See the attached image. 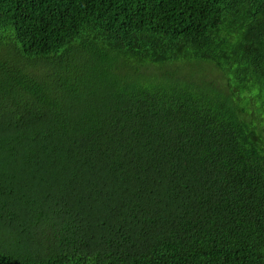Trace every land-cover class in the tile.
Instances as JSON below:
<instances>
[{
	"label": "trees",
	"instance_id": "16d2710c",
	"mask_svg": "<svg viewBox=\"0 0 264 264\" xmlns=\"http://www.w3.org/2000/svg\"><path fill=\"white\" fill-rule=\"evenodd\" d=\"M0 264H264V0H0Z\"/></svg>",
	"mask_w": 264,
	"mask_h": 264
},
{
	"label": "rangeland",
	"instance_id": "374dc122",
	"mask_svg": "<svg viewBox=\"0 0 264 264\" xmlns=\"http://www.w3.org/2000/svg\"><path fill=\"white\" fill-rule=\"evenodd\" d=\"M11 62V61H10ZM12 63V62H11Z\"/></svg>",
	"mask_w": 264,
	"mask_h": 264
}]
</instances>
